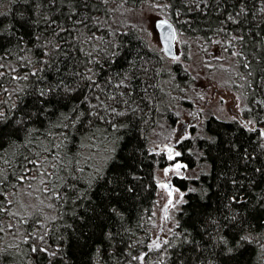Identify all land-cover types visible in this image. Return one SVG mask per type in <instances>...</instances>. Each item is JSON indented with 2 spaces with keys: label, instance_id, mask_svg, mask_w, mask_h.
<instances>
[{
  "label": "trees",
  "instance_id": "16d2710c",
  "mask_svg": "<svg viewBox=\"0 0 264 264\" xmlns=\"http://www.w3.org/2000/svg\"><path fill=\"white\" fill-rule=\"evenodd\" d=\"M146 1L0 0V264H264V0H152L180 36L235 65L247 122L210 116L178 144V160L202 171L174 177L185 201L155 252V173L169 162L157 148L169 137L154 133L178 120L175 101L192 104L178 92L194 79L122 18ZM81 143L93 147L75 156ZM66 156L79 160L71 174Z\"/></svg>",
  "mask_w": 264,
  "mask_h": 264
},
{
  "label": "rangeland",
  "instance_id": "374dc122",
  "mask_svg": "<svg viewBox=\"0 0 264 264\" xmlns=\"http://www.w3.org/2000/svg\"><path fill=\"white\" fill-rule=\"evenodd\" d=\"M122 18L134 25L141 36L153 49L162 54L167 64L179 62L191 73L194 84L191 87H183L178 94L182 99L191 101L190 106H184L180 101L174 102L175 114L178 120L172 126H166L163 122L155 131L154 135H165L169 137L167 143H162L157 149L168 156V164L174 165L177 161L181 165L179 171L171 168L165 174V167L156 170L158 190L156 193L151 216L150 239L152 251H158L160 247L168 242L171 235L175 233L176 213L185 201V194L174 188L171 197L161 185L164 182H172V177L192 178L197 176L202 168H187L186 162L178 160L177 157L169 159V151L177 149L181 141L191 137L194 131L202 134V121L207 117L214 116L222 120H240L241 111L245 106L243 84L238 78L236 67L229 58L216 46L206 48L205 43L193 38L188 39L176 32L175 49L176 57L167 58L159 42L158 34L154 28L157 19L168 20L167 4L163 1L148 0L137 8L123 11ZM188 49V51L186 50ZM178 99V98H177ZM154 137V136H153ZM171 160L174 162L170 163ZM33 190L23 192L20 196L18 209L30 210L33 204ZM169 199L172 204L169 205ZM158 243L159 248L155 247ZM157 258L147 260L146 264H159Z\"/></svg>",
  "mask_w": 264,
  "mask_h": 264
},
{
  "label": "snow or ice",
  "instance_id": "6c2138e0",
  "mask_svg": "<svg viewBox=\"0 0 264 264\" xmlns=\"http://www.w3.org/2000/svg\"><path fill=\"white\" fill-rule=\"evenodd\" d=\"M49 2L50 3H55V0H49ZM231 18V17H230ZM170 27V26H169ZM33 75H35V73H33ZM25 79H27V77L25 76L24 77ZM87 79H89V80H91V77H86ZM66 91H67V89H65ZM49 91H52V89H49ZM39 95H40V97L41 98H44V97H46V95H47V93L43 90V89H41L40 90V92H39ZM97 99H99V97H97ZM92 107H97L96 105H93ZM105 110H107V109H105ZM114 111V110H113ZM40 114H44V109L42 108L41 110H40V113H37V115H40ZM119 115H123L124 113H118ZM3 114L2 113H0V116H2ZM91 115H98V113H95V112H93V113H91ZM81 116H83V113L81 112V113H79L78 114V116H77V120H74L73 121V123H72V125H68V124H64V125H62V127L64 128V129H68L69 127H75V125H76V122L79 120V118L81 117ZM101 120H103V117L102 116H100L99 117ZM88 123L89 124H91V121H88ZM57 127H61L60 125H57ZM59 135H61L62 137H64V140H67L68 139V136H67V134L65 133V132H61V133H59ZM83 135H85V136H87V133H84ZM261 135L262 136H264V132H261ZM64 141L62 140V142L61 143H63ZM56 147L57 148H59V147H61V145L60 144H57L56 145ZM84 147H89V148H91V147H93V144H89V145H85V144H83V143H81L79 146H78V150H77V152L74 154L75 156H79L80 155V153H79V148H84ZM169 151V159H172L173 158V156H172V149H169L168 150ZM175 155L176 156H178V155H180V153H175ZM65 159H66V161H67V163L65 164V168H67V169H69V173L71 174V171H72V169L69 167L70 165H72L74 162L76 163V164H79V160H74V158H72V157H65ZM89 159H90V157H89ZM180 167H181V165H179V164H177L176 165V170L177 171H179V169H180ZM76 171H80V172H82L83 171V168L82 167H80V168H77V169H75ZM167 169L165 170V174L167 175ZM256 171L257 172H260L261 171V169H256ZM233 183H235V181H233ZM161 187L162 188H165V189H168V185H166V184H162L161 185ZM168 195H169V197H171V195H172V191L171 190H169L168 191ZM169 205H171L172 204V201H171V199H169ZM4 209H2V208H0V211H3ZM241 239H245V237H242ZM154 245H155V247H157V248H159V244L158 243H155L154 242ZM44 249H41V251H43ZM32 251L33 252H35L36 251V248H33L32 249ZM141 259H142V257H141Z\"/></svg>",
  "mask_w": 264,
  "mask_h": 264
},
{
  "label": "water",
  "instance_id": "95a60500",
  "mask_svg": "<svg viewBox=\"0 0 264 264\" xmlns=\"http://www.w3.org/2000/svg\"><path fill=\"white\" fill-rule=\"evenodd\" d=\"M154 28L158 34L159 42H160L163 54L167 58H175L176 57V49H175L176 30L173 24L169 20H166V19H157L154 22ZM166 149L169 150L171 148L167 147ZM164 184L168 185L170 188L172 186L170 182H164ZM169 190L170 189H168L167 192Z\"/></svg>",
  "mask_w": 264,
  "mask_h": 264
},
{
  "label": "flooded vegetation",
  "instance_id": "af4514ba",
  "mask_svg": "<svg viewBox=\"0 0 264 264\" xmlns=\"http://www.w3.org/2000/svg\"><path fill=\"white\" fill-rule=\"evenodd\" d=\"M240 121H241L242 123L247 124V122H246L244 119H242L241 117H240ZM177 152H178L177 149H172V155L174 156V158L177 157V159H179L180 155H178V156L175 155V153H177ZM172 162H174V161L171 160L170 163H172ZM179 162H180V161H177L174 165H171V164L166 165V167H165L164 170L167 169L168 171H170V169H171V168H175L176 165L179 164ZM174 177H175V176H174ZM174 177H172V182H171L172 186H171V188L168 187V189H170L172 192H173L174 188H176V186L174 185ZM163 184H164V183H163ZM168 189H166V190H168Z\"/></svg>",
  "mask_w": 264,
  "mask_h": 264
}]
</instances>
